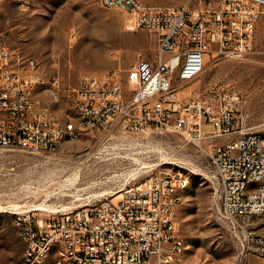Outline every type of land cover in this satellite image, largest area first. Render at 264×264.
Returning <instances> with one entry per match:
<instances>
[{"label":"built area","instance_id":"obj_1","mask_svg":"<svg viewBox=\"0 0 264 264\" xmlns=\"http://www.w3.org/2000/svg\"><path fill=\"white\" fill-rule=\"evenodd\" d=\"M30 8L33 0H16ZM106 8L127 14L126 28L156 35L160 56L141 58L124 78L119 69L83 76L72 88L76 115L54 116L40 92L56 97L59 76H48L33 58L22 62L0 47V147L25 152H60L68 138L82 131L102 134L166 130L190 142L211 139L209 156L221 175L222 216L242 228L264 215V141L260 131L240 126V92H219L216 103L194 91L183 94L185 82L205 70L213 45L242 56L264 15V0H205L158 6L143 0H101ZM185 176L157 170L137 184L124 186L117 200L49 214L35 209L13 212L25 237L26 254L16 263L39 264L44 244L57 241L67 264H185L174 197ZM246 180L255 182L243 192ZM57 213V212H50Z\"/></svg>","mask_w":264,"mask_h":264},{"label":"rangeland","instance_id":"obj_2","mask_svg":"<svg viewBox=\"0 0 264 264\" xmlns=\"http://www.w3.org/2000/svg\"><path fill=\"white\" fill-rule=\"evenodd\" d=\"M143 1L196 8L205 0ZM126 17L121 10L105 8L101 0H33L26 10L16 0H0V47L21 62L35 59L39 71L50 77L59 76L58 95L40 92V97L59 116H74L71 90L83 76L119 69L126 78L137 60L159 58L156 35L128 30ZM230 88L241 95L240 126L264 134V15L242 56L213 45L204 72L185 82L182 93L192 90L216 103L219 92ZM210 145V138L196 143L152 129L113 135L82 131L56 153L0 147V264H14L23 256L15 210L39 208L35 213L43 218L117 201L121 188L161 169L181 170L190 180L178 209L185 264H264V215L242 228L226 223L221 175L210 160ZM45 264L66 263L53 250Z\"/></svg>","mask_w":264,"mask_h":264},{"label":"bare ground","instance_id":"obj_3","mask_svg":"<svg viewBox=\"0 0 264 264\" xmlns=\"http://www.w3.org/2000/svg\"><path fill=\"white\" fill-rule=\"evenodd\" d=\"M101 3L106 8L105 1H101ZM42 92H45V93L51 95V92L50 91H42ZM53 115L54 116H59L56 113L55 110H53ZM260 139H261V141H264V134L261 133V132H260ZM73 140H75V138H68L67 139V144L70 141H73ZM66 147L67 146H60V151H63ZM136 161H138V160H136ZM174 173H182L185 176V180H183V185L180 186V187H176L175 190H174V197H177V201L180 202V204H179V207H180V205L183 202L184 193L187 190V188L189 187L190 180H189L188 175L185 172H182L181 170L174 171ZM123 188H121L118 193H120L123 190ZM253 189H255V182L253 180H246V183L243 185V192L244 193H251L253 191ZM118 193H116V194H118ZM112 195L114 196V194H112ZM119 196H121V194L118 195V197ZM179 207L173 209V216H177L178 217V209H179ZM38 209L35 208V210H38ZM14 224H15L17 230H18V234H19L22 242L24 243V252H23L22 258L20 259V260H23L24 259V255L26 254L25 237H22V230H21L20 227H18V225H16V220H14ZM180 249L183 250V253H184V251L186 249L185 242H180ZM53 250H56V253L58 255V260L60 262H64V263L67 264V254L63 251V249L61 248V245H58V242L57 241H50V243L44 244V247H43V256L44 257H41L40 258L39 264H45L46 261L48 260L49 256H50V253ZM17 264H23V263H17Z\"/></svg>","mask_w":264,"mask_h":264}]
</instances>
